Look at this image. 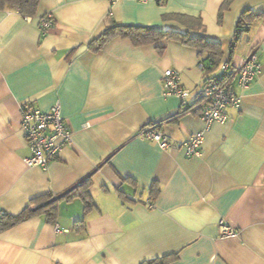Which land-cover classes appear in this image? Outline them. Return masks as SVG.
<instances>
[{
    "label": "crops",
    "instance_id": "1",
    "mask_svg": "<svg viewBox=\"0 0 264 264\" xmlns=\"http://www.w3.org/2000/svg\"><path fill=\"white\" fill-rule=\"evenodd\" d=\"M246 11L255 16L232 46ZM44 14L54 22L46 33ZM113 24L218 42L219 63L207 68L212 51L197 39L135 44L117 35L97 48ZM252 50L262 68L247 86L234 84L240 108L227 107L228 119L213 122L201 153L189 156L183 144L204 126L194 109L204 80ZM168 68L190 93L184 105L163 93ZM56 100L72 140L47 166H29L22 108L48 110ZM149 126L171 145L143 136ZM82 180L94 205L63 196L54 221L35 213L0 231V264H142L169 255L167 264H264V0H40L34 16L0 10V219ZM222 221L236 233L222 235Z\"/></svg>",
    "mask_w": 264,
    "mask_h": 264
},
{
    "label": "built area",
    "instance_id": "2",
    "mask_svg": "<svg viewBox=\"0 0 264 264\" xmlns=\"http://www.w3.org/2000/svg\"><path fill=\"white\" fill-rule=\"evenodd\" d=\"M117 1V0H111ZM154 1L163 4L166 0H139ZM54 22L51 14L39 19V26L46 33ZM203 66V63H201ZM262 64L256 51L248 53L240 66H234L231 59L224 60L220 65V74L207 77L200 93V98L195 110L203 121V129L193 133L184 142V147L189 156L201 153L204 142V131L210 128L213 122H224L228 119L226 108L233 106L240 108L241 95L235 89L234 84L247 86L260 73ZM163 93L165 96L174 95L186 104L190 93L182 86L179 71L168 68L162 78ZM21 128L25 140L31 149V155L25 158L29 166H47L54 160L65 144L71 142V130L62 115L60 100H56L48 110H42L33 106H24L21 113ZM142 135L156 141L160 147L168 148L171 145L167 134L158 130L155 126H149L142 130ZM222 235L228 236L236 233L235 228L227 223H220Z\"/></svg>",
    "mask_w": 264,
    "mask_h": 264
},
{
    "label": "trees",
    "instance_id": "3",
    "mask_svg": "<svg viewBox=\"0 0 264 264\" xmlns=\"http://www.w3.org/2000/svg\"><path fill=\"white\" fill-rule=\"evenodd\" d=\"M39 3L40 0H0V10L17 9L24 16H34L37 13ZM46 15L47 14H44L43 16ZM254 16V13L246 11L243 12V14L238 18L232 41V46H234L235 43L238 42V40L242 37L243 33L248 30L249 25L251 24ZM117 35L129 37L135 44L154 42L162 38H180L186 42H194L196 39L200 40V45L202 48L211 49L212 51V54L207 58L208 64H210L207 68H212L213 66L217 65L219 63V59L222 53L220 44L218 42H214L208 39L190 38L188 35L180 34L174 31H165L149 26H133L121 24H113L108 26L106 30L99 36V38L96 39L94 44L97 46V48H99L111 38ZM204 61L205 60H203L202 63L205 66ZM184 109L187 110L188 108ZM87 182L88 180L80 181L79 184H76L57 198L51 197L43 198V200L41 201L38 200V202H36L37 205L35 208H31V206H28L22 213L16 216L6 215L3 213L0 219V231L11 227L12 225H15L16 223L35 213H44L48 220L54 221L56 217L57 208L56 201L63 196L71 197L74 194L79 193V195L84 201L85 209H89L94 205V202L92 201L91 195L86 186ZM150 192L152 199H154L160 192V186L157 180L152 182L150 186ZM48 200L49 202H47ZM78 227L80 228L81 226L78 225ZM173 257L174 255L155 258L152 260L144 261L142 264H167V262Z\"/></svg>",
    "mask_w": 264,
    "mask_h": 264
}]
</instances>
